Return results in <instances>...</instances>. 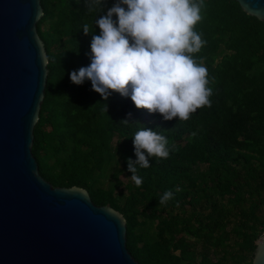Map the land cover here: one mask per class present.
<instances>
[{"label":"trees","instance_id":"16d2710c","mask_svg":"<svg viewBox=\"0 0 264 264\" xmlns=\"http://www.w3.org/2000/svg\"><path fill=\"white\" fill-rule=\"evenodd\" d=\"M114 2L106 0L104 12ZM40 3L48 74L32 153L42 176L82 187L95 205L119 212L140 264H250L264 234V22L235 0H204L196 31L205 44L195 55L208 70L211 106L165 121L130 97L113 92L104 100L90 81H70L90 65L95 19L104 12L89 13L85 0ZM141 127L167 138L169 156L137 165V187L127 161L136 160ZM165 191L173 198L161 205Z\"/></svg>","mask_w":264,"mask_h":264},{"label":"water","instance_id":"95a60500","mask_svg":"<svg viewBox=\"0 0 264 264\" xmlns=\"http://www.w3.org/2000/svg\"><path fill=\"white\" fill-rule=\"evenodd\" d=\"M264 22V0H235ZM40 0H0V264H140L126 222L79 186H53L32 153L48 74ZM250 264H264V235Z\"/></svg>","mask_w":264,"mask_h":264},{"label":"clouds","instance_id":"9594fccd","mask_svg":"<svg viewBox=\"0 0 264 264\" xmlns=\"http://www.w3.org/2000/svg\"><path fill=\"white\" fill-rule=\"evenodd\" d=\"M105 3L85 0L89 13L104 12ZM203 5L204 0H115L95 19L99 34L91 36L90 65L71 72L70 81L75 85L90 81L104 100L113 92L130 97L137 109L159 114L165 121L189 120L198 109L211 106L213 95L208 70L195 55L205 44L196 31ZM83 32L90 34L89 24L83 25ZM41 55L46 64L47 56ZM168 144L157 131L141 127L135 133L136 160L127 161V171L137 187L143 183L137 165L150 167V157L166 159ZM172 198L173 192L165 191L159 203Z\"/></svg>","mask_w":264,"mask_h":264},{"label":"rangeland","instance_id":"374dc122","mask_svg":"<svg viewBox=\"0 0 264 264\" xmlns=\"http://www.w3.org/2000/svg\"><path fill=\"white\" fill-rule=\"evenodd\" d=\"M264 235V234H263Z\"/></svg>","mask_w":264,"mask_h":264}]
</instances>
